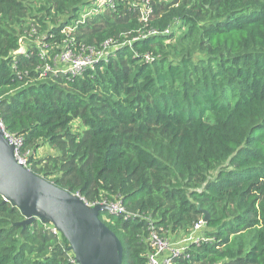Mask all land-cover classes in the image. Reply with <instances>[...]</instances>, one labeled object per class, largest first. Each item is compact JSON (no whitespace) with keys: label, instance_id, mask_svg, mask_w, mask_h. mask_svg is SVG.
<instances>
[{"label":"trees","instance_id":"1","mask_svg":"<svg viewBox=\"0 0 264 264\" xmlns=\"http://www.w3.org/2000/svg\"><path fill=\"white\" fill-rule=\"evenodd\" d=\"M113 2L0 0L5 132L35 174L122 203L101 219L124 264H148V218L176 240L206 213L176 264H264V0ZM107 42L83 73L56 69ZM24 220L0 195V264H75L50 224Z\"/></svg>","mask_w":264,"mask_h":264},{"label":"water","instance_id":"2","mask_svg":"<svg viewBox=\"0 0 264 264\" xmlns=\"http://www.w3.org/2000/svg\"><path fill=\"white\" fill-rule=\"evenodd\" d=\"M15 149L0 123V195L21 211L25 220L19 226L25 230L36 220L50 224L68 241L75 264H124L121 240L101 219L102 213L115 214L112 208L90 206L79 194L35 174L18 162Z\"/></svg>","mask_w":264,"mask_h":264},{"label":"built area","instance_id":"3","mask_svg":"<svg viewBox=\"0 0 264 264\" xmlns=\"http://www.w3.org/2000/svg\"><path fill=\"white\" fill-rule=\"evenodd\" d=\"M100 7L113 8L114 2L113 0H101ZM93 11H96V10H92L84 14L82 17V21H77L75 26H78L79 23L84 22L87 17L93 14ZM113 50H114V47H111L108 42L105 43L104 49L98 52L93 51V53L89 56H83V55L76 54L72 50H65L63 54H61L55 60L56 69L67 70L74 74H81L87 68L92 67L95 64L96 60L100 59L101 57L107 56ZM147 60L150 61L149 58H147ZM61 64L62 65L65 64L66 69L61 68V67L59 68L58 65H61ZM43 70H48V68L46 67ZM6 138L8 139L10 144L16 147V157L18 159V162L26 166L27 165L26 158L21 156L20 139L10 134H6ZM103 203H107V202H103ZM107 204H109V206L112 208L113 213H126L124 206L120 202L107 203ZM88 205H96V204L88 203ZM148 220L151 222L150 228H149L150 235L146 239V241L150 244V246L152 247V250L154 251L153 253L149 254L148 264H176L174 260L179 258L192 243H198V241L201 239V237L197 236L195 233L196 231H199L200 229H202L205 225L204 220L200 221L199 223L195 225L194 234H191L183 238L179 243H175L172 241V239L168 235L161 234L155 228L150 218H148ZM55 232L57 231L55 230ZM159 257H163L162 261L159 259Z\"/></svg>","mask_w":264,"mask_h":264},{"label":"rangeland","instance_id":"4","mask_svg":"<svg viewBox=\"0 0 264 264\" xmlns=\"http://www.w3.org/2000/svg\"><path fill=\"white\" fill-rule=\"evenodd\" d=\"M58 66L61 67V68L66 69L65 68V64H63V65L61 64V65H58ZM52 153H53V150L48 145H45L39 150L38 157L44 158V157H46V156H48L49 154H52ZM108 214H110V213H102L101 214L103 220L106 221L108 219Z\"/></svg>","mask_w":264,"mask_h":264},{"label":"crops","instance_id":"5","mask_svg":"<svg viewBox=\"0 0 264 264\" xmlns=\"http://www.w3.org/2000/svg\"><path fill=\"white\" fill-rule=\"evenodd\" d=\"M169 236V235H168ZM197 236H199V235H197ZM186 236H179V237H175L176 238V240L175 239H173L171 236H170V238L172 239V241L173 242H175V243H179L183 238H185ZM199 237H201L202 238V236H199ZM179 238V239H178ZM162 259H163V257H161L160 258V260L162 261Z\"/></svg>","mask_w":264,"mask_h":264},{"label":"clouds","instance_id":"6","mask_svg":"<svg viewBox=\"0 0 264 264\" xmlns=\"http://www.w3.org/2000/svg\"><path fill=\"white\" fill-rule=\"evenodd\" d=\"M60 68V67H59ZM2 125V124H1ZM4 128V127H3ZM5 134H7L6 132H5ZM16 148V147H15ZM15 154H16V149H15ZM26 161H27V159H26ZM25 167H27L29 170H31L29 167H28V165H26ZM32 171V170H31ZM41 177V176H40ZM87 202V201H86ZM108 203V202H107ZM107 203H105V204H107ZM97 204H103V202H100V203H96V205ZM107 205H109V204H107ZM90 206H93V205H90ZM206 223V222H205Z\"/></svg>","mask_w":264,"mask_h":264}]
</instances>
